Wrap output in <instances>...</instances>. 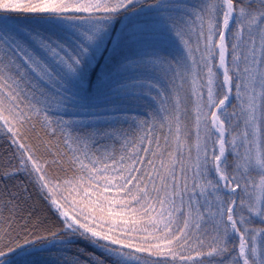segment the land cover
Returning a JSON list of instances; mask_svg holds the SVG:
<instances>
[{
	"label": "snow or ice",
	"instance_id": "1",
	"mask_svg": "<svg viewBox=\"0 0 264 264\" xmlns=\"http://www.w3.org/2000/svg\"><path fill=\"white\" fill-rule=\"evenodd\" d=\"M0 264H264V0H0Z\"/></svg>",
	"mask_w": 264,
	"mask_h": 264
}]
</instances>
